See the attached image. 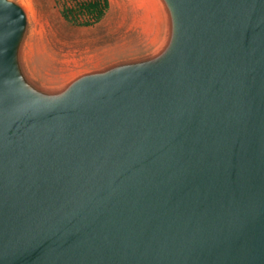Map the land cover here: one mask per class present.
I'll list each match as a JSON object with an SVG mask.
<instances>
[{"label":"water","instance_id":"1","mask_svg":"<svg viewBox=\"0 0 264 264\" xmlns=\"http://www.w3.org/2000/svg\"><path fill=\"white\" fill-rule=\"evenodd\" d=\"M163 37L45 89L0 0V264H264V0H158Z\"/></svg>","mask_w":264,"mask_h":264},{"label":"rangeland","instance_id":"2","mask_svg":"<svg viewBox=\"0 0 264 264\" xmlns=\"http://www.w3.org/2000/svg\"><path fill=\"white\" fill-rule=\"evenodd\" d=\"M27 13L24 69L36 85L60 89L73 78L152 50L165 23L158 0H109L101 22L76 25L62 13L75 0H15Z\"/></svg>","mask_w":264,"mask_h":264},{"label":"trees","instance_id":"3","mask_svg":"<svg viewBox=\"0 0 264 264\" xmlns=\"http://www.w3.org/2000/svg\"><path fill=\"white\" fill-rule=\"evenodd\" d=\"M109 7V0H75L66 5L62 13L73 24L93 26L103 20Z\"/></svg>","mask_w":264,"mask_h":264}]
</instances>
